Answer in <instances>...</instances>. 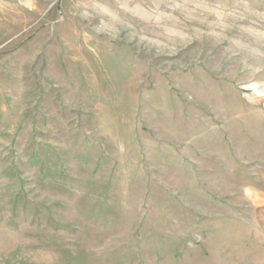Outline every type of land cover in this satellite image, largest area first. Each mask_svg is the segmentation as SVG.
Returning <instances> with one entry per match:
<instances>
[{"label":"rangeland","instance_id":"obj_1","mask_svg":"<svg viewBox=\"0 0 264 264\" xmlns=\"http://www.w3.org/2000/svg\"><path fill=\"white\" fill-rule=\"evenodd\" d=\"M0 264H264V0H0Z\"/></svg>","mask_w":264,"mask_h":264}]
</instances>
